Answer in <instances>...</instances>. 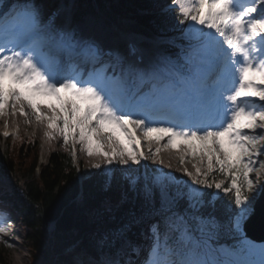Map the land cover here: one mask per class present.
<instances>
[{"label":"snow or ice","instance_id":"obj_1","mask_svg":"<svg viewBox=\"0 0 264 264\" xmlns=\"http://www.w3.org/2000/svg\"><path fill=\"white\" fill-rule=\"evenodd\" d=\"M170 6L193 44L185 63L194 72L177 91L151 97L129 95L119 81L60 76L33 39L39 30L35 20L26 30L0 23V115L11 108L12 115L24 116L27 108L64 146L73 141L89 157H103V167L141 164L145 156L133 148L138 143L133 132L145 143L163 141L164 147L180 141L186 149L181 164L187 156L204 168L202 173L194 163L195 176L183 175L193 186L222 194L235 210L232 230L241 238L240 249L236 258L223 261L212 259L207 247L208 258L170 260L161 256L157 237L155 256L150 253L146 264H264L253 259L264 248L254 249L242 236L264 186V0H170ZM34 97L55 101L47 107L50 115L33 104ZM115 132L124 136L128 150L117 141L105 153L100 139L111 146ZM157 151L149 155L156 157ZM198 223L215 228L212 221ZM4 232L0 226V235Z\"/></svg>","mask_w":264,"mask_h":264},{"label":"trees","instance_id":"obj_2","mask_svg":"<svg viewBox=\"0 0 264 264\" xmlns=\"http://www.w3.org/2000/svg\"><path fill=\"white\" fill-rule=\"evenodd\" d=\"M41 1L49 10L56 4V0L16 2L21 7L32 6L42 18ZM91 12L147 37H175L177 45L163 43L160 51L178 62L181 48L190 43L180 37L185 26L177 23L170 0H74L73 25ZM5 145V151L0 146V179L9 181L11 188H0V200L11 203L10 209L20 221L29 264H102L105 256L115 254V264H132L145 258L142 247L148 244L144 234L151 219L155 235L165 246L182 249L177 241L183 226L235 253L240 249L241 238L232 230L235 210L214 190H206L195 200L185 183L161 177L172 200L167 209L160 204V191L150 169L121 172L112 165L103 167V162L97 171L87 174L81 162L75 164L70 150L52 152L46 164H38V142L32 136H19ZM176 218L186 223L179 225ZM198 221H212L215 228ZM51 222L54 229L49 232ZM125 244L126 251L121 253L119 248ZM2 253L0 248V264H6Z\"/></svg>","mask_w":264,"mask_h":264},{"label":"rangeland","instance_id":"obj_3","mask_svg":"<svg viewBox=\"0 0 264 264\" xmlns=\"http://www.w3.org/2000/svg\"><path fill=\"white\" fill-rule=\"evenodd\" d=\"M39 7L41 8L42 11V18H38L35 14L32 13L33 9L32 6H22L21 8L23 11H21V15H18L16 17L15 11H18L20 7L16 4L15 0H0V21H5L7 19L8 14H12V17L15 16L16 19L21 21L23 25V30L28 29L30 26L31 22L35 20V22L39 26V30L34 33V35H37L36 38L34 39L35 43L37 44L38 48L42 50V55L43 57L48 61L51 69L57 67V59L53 58L54 54H51L50 51L46 48V46L49 45V43H46L47 39L53 40L54 37L51 31H49L50 27V17L51 16H56V11H51L47 10L44 7V1H41L39 3ZM56 8V7H55ZM57 9H60L58 6ZM58 12V10H57ZM45 19L44 22H42V19ZM42 22V23H41ZM54 24V21H53ZM73 33H77V37L73 38V45L77 46L80 42H85V41H95L100 45L101 51L104 49H111V51H107V58L111 55V62H116L118 64V69L116 72H112L111 74L108 73V70L110 68L111 63L109 61H106L102 63V65L99 63L95 68L96 70H100L99 75L97 78L102 79V80H112V81H119L120 84L123 86L124 90L128 91L131 88L130 83H126L127 79H131V75H129V78L126 76V63L123 66L122 62L125 61L126 53H125V42L123 39L127 36L130 35L132 32V29L129 28L127 25H122V26H115L113 23L108 21L103 15L99 13H88L86 16L83 17L81 21H79L73 28ZM183 37H185V32L183 34ZM151 43H149V47L151 51L160 53L159 51V42L156 40V38L152 37V39H147ZM191 48H184V52L180 51V59H181V64L180 66H185L189 64L185 63L186 58L190 56V53L188 51ZM187 51V52H186ZM111 52V53H110ZM118 56V60H114L113 56ZM167 59H172L169 56H165ZM170 67V66H169ZM94 68V69H95ZM135 70L132 72L134 73ZM55 72V71H54ZM57 72V71H56ZM130 74H133V73ZM140 73V72H139ZM80 77V75L77 73ZM173 76V75H171ZM175 77V75H174ZM179 80L182 79L180 75L177 74L176 76ZM153 79V78H152ZM149 81H145V83H149ZM151 83L147 84L150 85ZM174 84V83H173ZM132 89V88H131ZM63 95V93H62ZM35 103H42L46 107H48L49 104L55 105L53 100H50L49 98L46 97H34L33 98V104ZM12 112L13 110H10L9 113L6 114V118L12 117ZM49 113V112H48ZM17 117H22L19 114V111H16ZM50 115V113H49ZM0 119H5L0 115ZM3 121V120H1ZM36 124L30 121V127L29 126H24L21 128H18L14 126L12 129L13 130H19V135L20 136H32L37 142H38V162L40 157V152L43 148L41 145V140L44 136H51V130L47 128V122L44 124L45 129L43 133V137L41 136V133H36L34 130V126ZM5 128V126L0 122V132ZM8 128V127H7ZM43 130V129H42ZM116 135H121L118 132H115L113 134V144H116V141L118 140L116 138ZM139 135L141 136L140 132ZM142 137V136H141ZM143 138V137H142ZM13 140V139H10ZM57 140H61L58 143L55 144V142H50L49 144H52V150H49L51 147L48 148V150L45 151L43 159H42V165L47 163V158L50 153L55 152V151H62V152H67L69 149H72L71 143L76 145L73 141H70L68 146H64L62 138L57 134ZM109 142V141H107ZM150 140L147 142L149 143ZM0 146L1 148L5 151L6 150V145L0 140ZM171 147L173 148H182L184 149L182 143L178 140L173 141ZM75 157L77 160L81 161L83 169L87 174L90 172H95L97 169H92V165L94 164H101L104 162V158L101 156H96L95 159L89 160L84 154H82L83 150L81 145L75 146ZM186 151V149H184ZM139 153L142 155L141 151L139 150ZM93 156L90 157V159ZM193 163L197 164L198 167L201 168V172L203 173L204 168L202 162H198L195 160L190 159L187 157L186 159L184 158L183 164L176 165V167H181L182 165H185L189 168V170L193 171ZM113 167L118 168L121 172L124 171H132L138 167H142L143 169L145 168L146 170L150 169L152 172V178H153V183L156 184V186L159 184L158 189L160 191V204L163 208H169L172 205V200H171V195L169 194L168 188H166L165 184L162 181V178L159 177L162 174L169 175L171 181L173 180H179L181 182H184L185 184H189V196L192 198H197L192 195V191L194 190L196 193L201 194L202 189L199 187L195 188V186L191 185V181L188 179L186 176H182L179 174H174L171 170L166 171L163 170L161 167H159V164L153 165L151 162H148L147 160H143L140 165H131L127 164V166H121L119 163L116 164H111ZM175 167V168H176ZM192 176H195V169L193 173L191 174ZM0 188H4L7 191L10 190L11 188V183L0 179ZM204 190V189H203ZM200 196V195H199ZM199 198V197H198ZM11 203L8 201H1L0 200V226H3L5 228V232L3 235H0V248L4 250V253H2L3 258L5 259L6 264H14V257L16 255H20L21 259L19 260L20 262L18 264H29L30 263V252L28 251V248L26 246V243L23 239V232L21 228L20 221L16 215H14L10 209ZM176 222L180 225L183 224V222L186 223V221L183 219L182 221H179L178 218H176ZM176 223V226L178 227V224ZM153 225L152 219L151 222L148 223L144 238L147 239V245L145 247H142V250L145 254L144 259H137L136 263L138 264H146V261L149 258V254L152 253L153 256H155L154 252V244L157 243V237L158 235H155V231L153 230ZM179 243L182 244V249H180L177 246H165L164 241L158 237V243L160 245V253L161 256L170 259V260H184V259H201V258H208L209 254L206 252V247L207 249L211 250V258L216 259V260H226V259H231V258H236L235 257V252L229 249L227 246L221 244L219 245L218 243L214 242L212 239L203 237L202 235L197 234L196 232H188L185 227H181L178 229V241ZM247 244H250L254 249H261L264 248V243L256 244L253 242H250L249 240H246ZM126 244L123 245L122 247L119 248V251L121 253H124L126 251ZM183 251V252H180ZM171 253V255H165V253ZM258 256L257 258H254L256 261H260L261 259H264V253L257 252ZM118 261V255H112V256H105V262H102V264H115ZM135 263V264H136ZM89 264H95V263H89Z\"/></svg>","mask_w":264,"mask_h":264},{"label":"bare ground","instance_id":"obj_4","mask_svg":"<svg viewBox=\"0 0 264 264\" xmlns=\"http://www.w3.org/2000/svg\"><path fill=\"white\" fill-rule=\"evenodd\" d=\"M60 14L63 16L65 13L64 12H60ZM0 23L4 24L3 21H0ZM36 36L37 35H34L33 39H35ZM125 38H126L125 42H127V44L132 42V43H137V44H141V45L144 46V45H149V43H151L147 39H142V41H139V39L136 38L133 35H127ZM109 50H111V49H109ZM131 50H132V47L128 48L126 50L128 56H129L128 59H127L128 68L130 70H133V69H135L137 67L146 66L148 57L145 56V55L140 56L138 54V52L136 50H134V49H133V52H130ZM153 56H158V54L155 52L153 54ZM106 60L111 63L110 68L108 70V73L111 74L112 72H116L119 65L116 64V62H111L112 59L110 57L106 58ZM151 64L155 65V68H153V69H154V72H156L155 73V77H153V79L155 78L157 83H162V85H163V90L162 91H164V92L173 91L174 87L171 84H167L165 82V78H166V73L165 72H166V70L163 67L165 65L161 66L158 63H156V64L151 63ZM56 70H57V72L59 73L60 76H71V75H73V69L70 67V65L66 62V60L64 58L60 59V64L57 66ZM85 71H84V73H85ZM97 71L99 72L100 70H96V72ZM74 76L77 77V75H75V74H74ZM53 102L55 103L54 100H53ZM34 105L38 106L40 108V111L43 114L49 115L47 107L45 105H43L42 103H35ZM10 110L15 111V109H11L10 108L8 110V113H9ZM24 112H25V115L22 116V117H17V114L13 115L12 117H8V118H6V115H1L5 119H0V122L4 126L8 127L7 128L8 130H10L14 126H16L18 128H21V127H24V126H29L30 127V121H31V122L36 124L34 126V130L36 131V133L40 132L41 136L43 137V133H44V129H45L44 124L46 123V121H42V120L38 121L35 118L34 114H29L27 108L24 109ZM1 120H3V121H1ZM51 136H52V139H50L51 142L53 141L56 144L59 141H61V140H57V133L53 132L52 130H51ZM115 136L118 139L117 141L119 142V145H122L124 150H128V144H127L124 136L122 134L121 135H116L115 134ZM132 136H134L135 139L138 141V143L136 145H133V148L134 149L138 148L141 151L142 155L145 156V160H147L148 162H151L153 165L159 164V167H161L163 170H166V171L171 170L174 174H179V175H182V176H184L183 175L184 171H187L190 175L193 173L194 169H193V171L189 170V168L187 166H185V165H182L181 167H178L179 164H180V156L185 151L184 149L179 148L180 149L179 151H174L173 149H176V148H173L171 146L170 147H164L163 141L159 145H157L156 143H154L151 140H150L149 143H145L144 139L139 135V131L133 132ZM100 145H101V150L104 151L105 153H109V154L111 153L113 148L117 147V143L116 144L111 143V146H110L109 142H107V140H104L103 138L100 139ZM76 146H79V145L76 144ZM49 147H51L49 150H52V144H48V140L45 139V144H44V146H43V148H42V150L40 152V157L41 158L39 159V163H42V159H43L44 153H45L46 150H48ZM146 149H147V151H146ZM157 149H159V151H157L156 157H151L149 155V153L151 151H156ZM82 154H84L89 160H91V162L97 156V155L94 154L93 157L90 159V157L86 154L85 151H83ZM186 158H187V156H185V159ZM125 159H127V157H125ZM157 161H158V163H157ZM128 164H130V162ZM176 165H178V166L176 167ZM20 259H21L20 255H16V257H14V264H18L20 262L19 261Z\"/></svg>","mask_w":264,"mask_h":264},{"label":"water","instance_id":"obj_5","mask_svg":"<svg viewBox=\"0 0 264 264\" xmlns=\"http://www.w3.org/2000/svg\"><path fill=\"white\" fill-rule=\"evenodd\" d=\"M255 214L244 226V237L254 243H264V186L255 201Z\"/></svg>","mask_w":264,"mask_h":264}]
</instances>
